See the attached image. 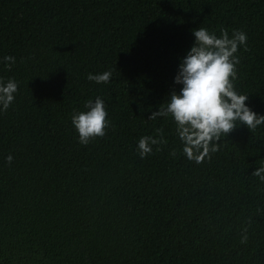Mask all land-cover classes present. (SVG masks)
Instances as JSON below:
<instances>
[{
    "label": "trees",
    "instance_id": "1",
    "mask_svg": "<svg viewBox=\"0 0 264 264\" xmlns=\"http://www.w3.org/2000/svg\"><path fill=\"white\" fill-rule=\"evenodd\" d=\"M199 27L246 33L232 83L264 115V0H0V81L18 85L0 105V264H264V124L237 121L197 164L171 115L148 119ZM97 98L108 127L84 145L72 116ZM144 136L166 143L141 158Z\"/></svg>",
    "mask_w": 264,
    "mask_h": 264
},
{
    "label": "clouds",
    "instance_id": "2",
    "mask_svg": "<svg viewBox=\"0 0 264 264\" xmlns=\"http://www.w3.org/2000/svg\"><path fill=\"white\" fill-rule=\"evenodd\" d=\"M195 42L186 56L181 60L175 83L182 85L179 93L173 90L166 107L161 106L148 119L171 115L176 123V131L184 144L183 152L190 161L202 163L210 153L218 151V143L237 126L236 122L254 131L264 124V115H258L246 104L249 96L238 94L232 81L236 78L235 65L239 59L234 55L240 45H246L247 35L234 30L229 37L227 30L221 29V35L210 33L206 28L193 30ZM247 50V48H245ZM8 66L15 63V57L6 56ZM111 71L102 74L88 75L90 81L97 84L109 83ZM18 90L17 82L9 80L6 84L0 81V105L7 110L15 99ZM85 112L72 116V123L79 133V142L87 145L95 137H103L108 127V113L102 99L85 103ZM162 137L163 130L156 129ZM166 141L144 136L138 142L141 158L153 151L152 146ZM175 155V152H173ZM8 163L13 157L9 155ZM264 181V166L252 173ZM246 231V230H245ZM247 236L242 238V243Z\"/></svg>",
    "mask_w": 264,
    "mask_h": 264
}]
</instances>
